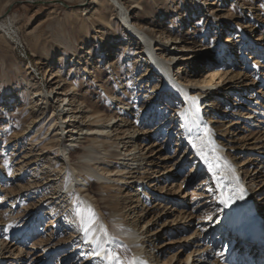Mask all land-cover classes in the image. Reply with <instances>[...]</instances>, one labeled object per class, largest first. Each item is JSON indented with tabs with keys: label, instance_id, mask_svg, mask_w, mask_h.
<instances>
[{
	"label": "rangeland",
	"instance_id": "obj_1",
	"mask_svg": "<svg viewBox=\"0 0 264 264\" xmlns=\"http://www.w3.org/2000/svg\"><path fill=\"white\" fill-rule=\"evenodd\" d=\"M121 1L152 40L156 60L170 62L174 73L176 64L186 67L173 74L175 81L208 90L225 80L227 96L238 86L246 89L240 111L229 109L212 124L224 146L220 166L234 161L232 170L243 183L264 170V126L251 127L259 124V111L249 103L254 97L263 101L264 61L244 62L246 49L235 39L244 33L246 43L249 36L264 43V0ZM122 20L113 0H0V264H105L94 255L81 263L88 243L81 256L62 258L82 238V201L110 234L106 249L115 264L125 261L113 226L132 229L145 242L130 246V264L137 248L147 261L157 254L158 264L231 261L218 240L220 215L207 209L215 185L206 184L216 174L190 158L177 162L176 138L165 136L166 125L179 128L175 119L153 141L151 133L160 130L154 124L173 114L171 94ZM189 25L192 31H186ZM232 48L235 59L227 57ZM218 49L222 57L214 62ZM197 51L203 56L194 70L197 57L191 55ZM226 95L215 94L214 102ZM233 102L226 100L230 107ZM86 150L93 156L86 158ZM80 175L96 181L90 192L82 191L88 183ZM252 182L258 187L250 195H264V175ZM263 206L253 211L262 213ZM28 220L38 225L34 233L22 228ZM197 247L212 252L206 262L197 258Z\"/></svg>",
	"mask_w": 264,
	"mask_h": 264
},
{
	"label": "bare ground",
	"instance_id": "obj_2",
	"mask_svg": "<svg viewBox=\"0 0 264 264\" xmlns=\"http://www.w3.org/2000/svg\"><path fill=\"white\" fill-rule=\"evenodd\" d=\"M113 2L115 4L116 14L118 12L120 16H123L122 26L131 32V34L136 39L138 44L146 52V57L151 62V66H153L155 69L161 72V78H162L161 83L163 84V87L170 89V90L169 89L167 90V93L171 94L169 95V97L171 98L170 107H173L172 109L173 114L171 116L170 114L166 116L167 119L164 124H162L163 120L162 121L157 120V122L154 124L156 126H159L160 130H159V133L158 131L157 133L155 132H153V134L151 133V136L153 137V141L155 142L156 137H160V134L163 132L164 125H166V123L171 122L175 119L176 123H179L178 124L179 128L174 127L171 130L172 126L166 125L165 126V131H166L165 136H169L170 138L171 137L176 138L175 142L173 143V146L177 147L176 150L177 151L180 150L181 152V156L179 157L177 162L183 159L182 162L183 163L185 162L187 164L189 162L188 159L190 158V159L195 160L194 165L196 167H199L201 165H203V167L206 166V168H208V170L211 171L212 174L213 173L216 174L212 177L213 181L212 182L209 181L207 182L208 184H206V186H209V187L211 185L212 186L215 185L214 187H212V189L208 190L209 193H212L209 195V197H213V198H211L212 200L209 201V204H207L208 205L207 209L211 210V212L213 210L214 215L217 213H219L217 215H220L219 220H218L220 224L217 226V229H220L219 233L222 236L218 237V240L220 239L219 240L220 244L224 243L223 246L226 245L227 249L225 250L223 255L226 254L227 256H229V251H230V248L232 247V244L235 241H237V239H238L237 242L240 243L239 241L240 238L238 237L239 232L246 233L245 231L242 232V230L246 229L247 224H249L250 222H254L260 216H262L260 218V221L264 222V219H262L263 212L261 214H258V209L253 211V208L257 206L259 207L260 205L264 204V195H258L255 198L252 197V194L250 195V192L256 189V187H258V184L255 185V183L252 181H254V179L257 180L260 177H262L264 175V170L261 169L259 171L254 172L253 177L248 175V177L246 178L247 182L243 183L244 178L243 179L240 178L238 174L234 173V171L232 170V167L235 166L236 164L234 163V161L228 160L227 163L225 162V167L222 166V168H224L226 172L228 171L227 172L228 174L226 173L228 177L226 179L222 178L223 174H225V171L222 170L220 166L222 165L221 160H220L222 158H219L218 152H221L224 146L221 144L219 145L218 142L215 140L216 139L214 137L215 132L213 130L214 127L212 125L220 121V118H222V115L225 112L227 113V112H230L231 110L232 113H236V112L238 113L240 111V107H242V105L246 103V99H242L244 97L243 95H244V92H246L245 91L246 89L243 88L242 86H238L237 88H239L240 90L235 92L236 94L227 96L226 94H229L230 90L228 89L229 82H226L225 80L221 81L220 88L212 89V85H209L208 90H205L206 88H204V86L198 87L197 84L195 86H192V85L184 84L183 82H178L177 80L175 81V79L173 78V74L182 75L183 72L188 71L186 67L181 66V64L180 65L176 64L175 66L178 69L174 73L173 72L174 69H172L170 62L164 59H161L160 61L156 60L155 49L152 48L153 42L150 39V37L147 34H145L143 30H141L139 27L133 24L134 22L132 21V17L131 18L128 17L127 15L128 10L123 5L121 0H113ZM187 30L192 31V27H190V25L187 26L186 31ZM242 34L244 33L237 34L235 36V39L238 40L239 45H242L241 47L242 50L246 49V53H245L246 60H244V62L245 61L247 62L248 60L251 62L252 59H257V60L260 59L263 62L264 61V58H263L264 57V46H262V44L264 45V43L262 42V37L260 38L261 40L259 38L254 39L256 41L255 42L256 44H255L251 42L252 37L249 36L248 38L250 40L246 43V39ZM185 48H189V47H185ZM199 52L201 53V50ZM196 53H198V51L195 52V54L191 55V56L195 55V58L197 57L196 60H194V62L192 63V67L194 70L195 69L197 70L199 68V64L200 62H202V60L200 61V58L203 56L202 54L196 55ZM222 53L223 52L221 51V49L216 50L215 59L213 61L214 62L219 61V59H221L222 57ZM252 54L256 55L257 57ZM111 56L112 57L114 56L113 53L110 54L109 57ZM227 57H230V58L234 57L233 59H235L234 48L228 50ZM174 59L176 58H173L172 60ZM206 59L210 63V59H208V56L204 57V60ZM53 78H51V80ZM186 81H190V80H186ZM202 82L204 84L206 83V81H202ZM215 86L217 87L218 83L215 84ZM220 93H223L226 96H224L225 98H220L221 101L218 103L219 104L218 105L216 102H214L213 98L215 94L218 95ZM262 93H264V88L263 90H261L259 94H262ZM247 98L249 99L250 96ZM254 99L255 97L249 100V103H253L254 101L255 106H258V109L257 110L255 109L254 111H259V115L256 116L259 121L258 120L255 121V123L259 122V124L255 125L254 123L251 122L252 124L250 125H252L251 127H258L259 125L264 126V122L261 120L262 117H264V98H263V101H260V100L258 101V99L256 100ZM226 100L230 101L231 103L234 101L233 103L235 104L231 105L230 107L226 103ZM226 109L227 111H225ZM246 115L250 116L251 114L246 113ZM147 116H148V112H147ZM154 122H155V118H154ZM138 132H141L140 135H142V131H138ZM146 138H147L146 136H143L141 143L146 141ZM166 140L168 139L166 138ZM144 147L145 146H143L141 150H143ZM74 153L76 152H73L72 154ZM85 156L86 158L92 157L93 151L86 150ZM165 171L167 172L168 169H165ZM219 175H222V177H220ZM80 176H81L80 177L81 180L83 181L87 180V183H88L86 187L85 186H83L84 188L82 187V191L90 192L91 189H93V186L96 181L85 177V175L84 176L80 175ZM250 177L252 178L250 179ZM170 196H172V194ZM228 197H231L230 203L225 204L221 202L222 200L227 199ZM250 197H252V199L254 200H252ZM232 199H238V201L236 203H233ZM81 207H82V217L80 218V222H79V231H81L82 233V238L78 240V242L76 243L71 242L72 247H74L75 249H78V248L79 249L77 252H74V253L72 252L73 250H71L72 248L66 250L65 252L62 253L64 254L62 258L66 257L67 259L72 256L71 259L73 260L74 257L78 255L81 256L80 254L81 252H83L84 246L86 247V245H83V244L88 243L91 246L90 253L88 254V256H85V254H82V256L84 255V258H82L81 263H83L82 261L85 262L86 260H89L90 257L93 255L95 257V256H101L103 254L101 258H102V261L105 262V264H115L116 258L111 252L107 253V249H106V245L108 244L107 242L110 240V236H109L110 234L106 235L108 233H103V231L101 230L102 228L99 225L97 216L90 209L88 202L82 201ZM100 210L102 211V209ZM58 213L59 211L55 212L54 216ZM105 215L107 214L105 213ZM29 222H30L29 220L26 221L24 225L22 226V228L27 226L28 227L27 230H30L31 233L32 232L34 233V230H37L36 228L38 225L36 226L35 224L33 223L30 224ZM240 224L244 225L245 228L244 227L238 228ZM51 226L52 224L50 225V227ZM226 226H230L231 228L227 229ZM112 228L113 230L111 233L114 236L120 238V235H121L122 238H120V240L118 241V244H119L118 249L120 250L123 256L125 264H130L132 262L131 261L129 263V260H128V252L130 251V246L133 245L137 247V246L142 245L145 242L141 240H137L139 238L138 237L139 234L136 235L132 229L123 230L120 228H116L115 226H113ZM216 236H218V234ZM221 237H224L223 240ZM23 238L24 239L28 238V232L24 234ZM147 242H148V246L152 247V243H150V241H147ZM241 245L244 246L245 248L247 246V243L243 241ZM255 245L257 248L256 251L250 254L253 260H256L260 255L264 256V244H260V242H256ZM238 249H239L238 252H241V248L238 247ZM197 251L199 253L198 254L199 256L197 258H199L200 260L204 259L205 262L209 259V257L211 256L210 254L212 253L209 251L204 254V251L203 250L200 251L199 248ZM135 252H136V256L133 260L134 264H148V263L158 264L157 254L155 255L153 254L151 261L150 259L147 261L144 258V254L142 255L141 253V255H139L140 248H137ZM106 255H108L109 257ZM236 257L237 258L233 257V260L229 261L226 264H235V263L239 264V262L245 263L243 262V257L241 256L240 253L239 255H236ZM62 258L59 259L58 263L62 260ZM189 258H190V255L186 257L185 261L189 260ZM191 261L193 262L194 260L192 259ZM169 262L170 260L163 261L162 264H169ZM195 264H198V263H195ZM213 264H215V261L213 262Z\"/></svg>",
	"mask_w": 264,
	"mask_h": 264
},
{
	"label": "snow or ice",
	"instance_id": "obj_3",
	"mask_svg": "<svg viewBox=\"0 0 264 264\" xmlns=\"http://www.w3.org/2000/svg\"><path fill=\"white\" fill-rule=\"evenodd\" d=\"M205 43H208V40H206ZM210 167H211V165H210ZM221 202L225 203V204L230 203L231 202V197H228L227 199H224Z\"/></svg>",
	"mask_w": 264,
	"mask_h": 264
},
{
	"label": "water",
	"instance_id": "obj_4",
	"mask_svg": "<svg viewBox=\"0 0 264 264\" xmlns=\"http://www.w3.org/2000/svg\"><path fill=\"white\" fill-rule=\"evenodd\" d=\"M29 2H31V1H29ZM36 2V1H35ZM60 3V2H59ZM65 5V4H64Z\"/></svg>",
	"mask_w": 264,
	"mask_h": 264
}]
</instances>
